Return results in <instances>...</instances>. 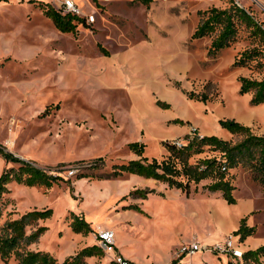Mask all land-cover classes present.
I'll use <instances>...</instances> for the list:
<instances>
[{
    "label": "rangeland",
    "instance_id": "obj_1",
    "mask_svg": "<svg viewBox=\"0 0 264 264\" xmlns=\"http://www.w3.org/2000/svg\"><path fill=\"white\" fill-rule=\"evenodd\" d=\"M60 1L0 0V144L58 175L49 187L8 181L0 198V225L18 213L14 199L26 210L28 203L50 207L47 229L29 247L50 252L55 264L82 247L81 242L70 244L83 233L72 229L74 218H83L91 228L83 233V246L98 245V225L115 232L116 249L107 253L98 245L101 253L86 256L84 264H116V252L131 264H227L226 253L203 247L227 234L237 239L234 230L242 217L253 227L241 240L242 248L264 243V193L242 165L224 173L233 186L234 202L220 190L207 189L214 175L190 181L187 194L168 185L170 189H160L163 193L154 184L138 187L152 190L125 197L135 196L140 210H123L113 198L97 205L91 201L92 185L84 183L114 178L106 174L113 164L128 159L129 141L143 142L144 156L160 158L166 140L191 131L240 140L242 135L231 133L219 119L248 122L250 111L264 117V109L250 103L249 92L239 93L237 80L240 75L264 78L261 36L240 24L234 40L215 56L207 54L214 34L191 37L199 10L225 7L229 0H152L149 6L132 0H74L81 15L94 13V21L62 32L40 8L41 2L55 7ZM234 1L264 28V0ZM253 46L261 52L248 65L232 64L240 50ZM254 131L264 135V124H256ZM212 153L218 154L217 149L203 146L188 161ZM175 162L180 168L178 158ZM17 165L0 154V173ZM70 168L76 170L69 175ZM79 175L84 182L74 185ZM178 178L186 182L185 176ZM108 183L113 191V182ZM116 206L122 210L115 212ZM194 237L201 249L177 258L176 252ZM259 260L247 259L245 264H264V254ZM0 264L19 263L12 255L0 256Z\"/></svg>",
    "mask_w": 264,
    "mask_h": 264
},
{
    "label": "trees",
    "instance_id": "obj_2",
    "mask_svg": "<svg viewBox=\"0 0 264 264\" xmlns=\"http://www.w3.org/2000/svg\"><path fill=\"white\" fill-rule=\"evenodd\" d=\"M132 1L149 6L152 0ZM40 8L51 19L55 28L62 32H75L79 24H89L85 22L83 17L71 12L62 13L47 2H41ZM198 12L200 18L191 33V37L200 38L214 34L207 47L209 56H215L220 49L229 46L234 40L240 24H244L247 29L249 28L250 34L260 35L264 40V28L261 22L257 21L252 14L234 0H229V4L225 7L211 6ZM100 48L107 54L106 50L102 47ZM257 52H261L260 49L254 46L251 48L246 47L236 54L237 56L232 64L234 66L248 65V61ZM237 80L239 81V93L249 92L251 104L264 102V78L257 79L240 75ZM199 98L203 99L202 97ZM219 123L231 133L241 134L242 138L231 142L214 134L202 135L201 137L195 134L185 135L183 137L185 142L181 147H176L171 144L170 140H166L167 153L162 158H147L142 155L143 142L129 141L127 147L140 157L113 164L112 170L106 174V177H116L123 172L136 173L164 182L169 187L180 188L187 194L190 181L197 183L202 178L214 175V181L206 186L207 189L212 191L220 190L228 202H234L235 198L231 192L233 186L224 173L228 167L242 165L249 173L251 179L261 185L264 193V135L256 134L248 125L234 118L219 119ZM203 146L217 149L218 154H208L195 163H190L188 159L192 153L200 152ZM0 154L6 160L18 163L17 166L5 168L0 173V198L2 193L7 190L6 183L10 180L27 185L38 184L49 187L58 177L57 174H49L42 168L19 158L8 151L2 144H0ZM175 158H178L180 168L176 166ZM180 175L186 177V182L178 178ZM82 176L79 175L78 178ZM149 190L134 188L130 190L129 194L145 196V193ZM129 206L140 210V207L136 204H129ZM51 212L50 207H34L20 213L16 217L5 219L0 225V256L3 259H8L13 255L19 264H55L56 258L50 252L29 247L47 229L45 224H40L38 221L49 217ZM70 224L73 230L83 233H87L91 229L89 223L83 218H74ZM27 226H32L33 229L27 231ZM252 231L253 227L247 226L245 218L242 217L234 233L240 235L239 240L241 241L244 237L251 234ZM99 253H101V248L97 244H87L79 248L74 254L66 256L62 260V264H84L86 256ZM262 254H264V243L255 248L244 249L243 262L241 264H245L247 259L260 263L259 259Z\"/></svg>",
    "mask_w": 264,
    "mask_h": 264
},
{
    "label": "crops",
    "instance_id": "obj_3",
    "mask_svg": "<svg viewBox=\"0 0 264 264\" xmlns=\"http://www.w3.org/2000/svg\"><path fill=\"white\" fill-rule=\"evenodd\" d=\"M151 2H150V4H151ZM254 107H258V108L262 107L264 109V102L256 104ZM239 120L243 121V123H246V124L248 123V126L251 128V130L253 132H255L254 131V126L256 124L257 125L264 124L263 114H258L257 112H254V111L248 112V122L246 120H243L242 118L239 119ZM165 152L167 153V151H165ZM16 155L17 156H21L22 158H24V156L22 154L18 153ZM142 155H143V153H142ZM164 156H162V157H164ZM138 157H140V156L138 154H136L135 152H133V151H131V153L128 155V159L138 158ZM162 157H160V158H162ZM147 158H151V157H147ZM83 180H84L83 177L76 179L74 181V185H76L79 182H84ZM108 181L113 182V185H114L113 186V191L110 190L107 187V185L109 184ZM84 183L85 184H91L93 186V187L91 186V188L93 189V193H92V196H91V201H94V203H96L97 205H100L103 201H105L107 199H110V198H113V200L116 201V204L120 205L122 207V209L123 208H127V209L130 208L131 209L132 207H129V204H136L137 206H139L141 208V206H140L141 203L137 202V199H136L135 196L134 197H128L127 196V198L123 197L128 192H130V190H132L134 188L145 187V186L147 187L149 184H154V185L157 186V187H155V189L153 188L156 192L157 191L158 192H162V191H160V189H163L165 191L170 189L167 186V184L164 183V182H161L159 180L153 179L151 177H144V176H141L139 174L131 173V172H123L121 176L114 177V178H105V179H102V180L99 179L98 181H96L94 183H91V180L90 181H85ZM126 184H128V185H126ZM105 186H106L107 190L104 189ZM8 188L11 189L12 187L9 186ZM11 195H12L11 196L12 199H14L13 198V191H12ZM14 200L16 201L15 204H14L16 206L15 209H16V211L18 213H14L13 217H16L20 213L24 212V210H26V208L25 209L24 208H20L19 205L17 204V200L16 199H14ZM42 205H44V202L40 203V207ZM26 206H27L28 209H30V208H33L32 206H35V205H31L30 203H28V205H26ZM122 209H120L119 206H116L115 212H119ZM44 220L45 219H40L39 223L40 224H44V222H45ZM106 221H107L106 223L110 224V219H108ZM109 224H107L106 226H109ZM80 236L81 237H79L78 241L72 242L70 244L76 245V244H81L82 243L81 246H83L84 245V240H85V235L83 233H81ZM62 259H64V257Z\"/></svg>",
    "mask_w": 264,
    "mask_h": 264
},
{
    "label": "built area",
    "instance_id": "obj_4",
    "mask_svg": "<svg viewBox=\"0 0 264 264\" xmlns=\"http://www.w3.org/2000/svg\"><path fill=\"white\" fill-rule=\"evenodd\" d=\"M56 9L60 10L62 13L71 12L77 16L83 17L85 22L91 23L94 21L95 15L94 13H87L86 15H81L79 7L75 3L74 0H62L55 6ZM197 135L201 137L202 134L194 133L191 131L187 135ZM171 144L175 145L176 147H181L185 139L183 137H177L170 139ZM76 169L70 168L67 170V174H72ZM52 174L56 175L55 172H51ZM59 174V173H58ZM95 237L97 240L98 245L107 253L116 249L115 247V232L113 229L100 226L98 225L95 230ZM201 247L196 240L193 238L190 242L184 244L180 250L176 252V257L180 258L182 255L192 256L196 253V251L200 250ZM204 250H209L212 252L217 253L220 255L221 253L227 254V264H241L243 262V248L241 245V241L239 237L235 239L233 234H227L224 237L223 241L217 242L212 246H205L203 247ZM116 264H131V261L124 258L119 252H116L113 259ZM182 264H189V263H182Z\"/></svg>",
    "mask_w": 264,
    "mask_h": 264
}]
</instances>
